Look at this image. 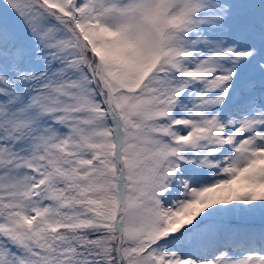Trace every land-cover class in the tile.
<instances>
[{
    "label": "snow or ice",
    "instance_id": "snow-or-ice-1",
    "mask_svg": "<svg viewBox=\"0 0 264 264\" xmlns=\"http://www.w3.org/2000/svg\"><path fill=\"white\" fill-rule=\"evenodd\" d=\"M0 264H264V0H0Z\"/></svg>",
    "mask_w": 264,
    "mask_h": 264
}]
</instances>
